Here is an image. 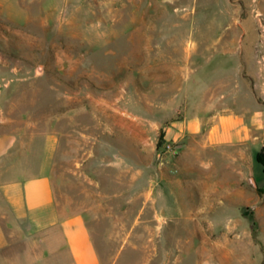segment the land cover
<instances>
[{
    "label": "rangeland",
    "instance_id": "obj_1",
    "mask_svg": "<svg viewBox=\"0 0 264 264\" xmlns=\"http://www.w3.org/2000/svg\"><path fill=\"white\" fill-rule=\"evenodd\" d=\"M188 82L205 109L264 117V0H0V134L57 137L58 197L87 208L100 264H264L261 164L237 203H178L136 170Z\"/></svg>",
    "mask_w": 264,
    "mask_h": 264
},
{
    "label": "crops",
    "instance_id": "obj_2",
    "mask_svg": "<svg viewBox=\"0 0 264 264\" xmlns=\"http://www.w3.org/2000/svg\"><path fill=\"white\" fill-rule=\"evenodd\" d=\"M182 88L177 102L174 96L168 105L167 112L177 116L168 118L158 131L165 142L175 145L176 155L159 163L156 141L146 140L135 148L136 170L139 174L150 170L152 188L166 187L168 193L177 194L178 203H182L178 195L188 192L220 195L209 203H237L240 195L249 192L244 181L256 180L255 155L264 145V117L260 111L246 119L229 107L225 112L205 109L199 87L188 82ZM56 146L53 134L39 142L14 130L0 134V259L7 264L101 263L87 208L58 197L60 183L53 166ZM243 146L252 156L237 152ZM220 150L219 162L203 156L204 151ZM143 152L148 155L145 159ZM20 244L22 253H18Z\"/></svg>",
    "mask_w": 264,
    "mask_h": 264
},
{
    "label": "built area",
    "instance_id": "obj_3",
    "mask_svg": "<svg viewBox=\"0 0 264 264\" xmlns=\"http://www.w3.org/2000/svg\"><path fill=\"white\" fill-rule=\"evenodd\" d=\"M176 155V147L171 142H166L163 144V148L161 151L158 152V157L161 160H167L170 157H173Z\"/></svg>",
    "mask_w": 264,
    "mask_h": 264
},
{
    "label": "trees",
    "instance_id": "obj_4",
    "mask_svg": "<svg viewBox=\"0 0 264 264\" xmlns=\"http://www.w3.org/2000/svg\"><path fill=\"white\" fill-rule=\"evenodd\" d=\"M164 143V139L162 134L159 136V143L158 146ZM257 162H259L263 167V173H264V146L256 153L255 155Z\"/></svg>",
    "mask_w": 264,
    "mask_h": 264
},
{
    "label": "water",
    "instance_id": "obj_5",
    "mask_svg": "<svg viewBox=\"0 0 264 264\" xmlns=\"http://www.w3.org/2000/svg\"><path fill=\"white\" fill-rule=\"evenodd\" d=\"M252 180L254 181V183L256 184L255 180L252 178Z\"/></svg>",
    "mask_w": 264,
    "mask_h": 264
}]
</instances>
